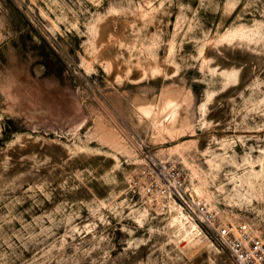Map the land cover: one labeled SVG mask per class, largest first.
Masks as SVG:
<instances>
[{"label":"rangeland","instance_id":"obj_1","mask_svg":"<svg viewBox=\"0 0 264 264\" xmlns=\"http://www.w3.org/2000/svg\"><path fill=\"white\" fill-rule=\"evenodd\" d=\"M165 163L264 239V0H0V264H232L178 248Z\"/></svg>","mask_w":264,"mask_h":264},{"label":"bare ground","instance_id":"obj_2","mask_svg":"<svg viewBox=\"0 0 264 264\" xmlns=\"http://www.w3.org/2000/svg\"><path fill=\"white\" fill-rule=\"evenodd\" d=\"M183 102L184 100L179 92L176 93V91L170 89L163 91L156 101H138V106L149 118H152L153 123L159 127L160 131L168 130L171 133L181 120L182 111L184 110ZM158 180L160 181V179ZM173 198L174 197L170 198L172 201L169 206L170 217L168 229L171 231L170 233L172 235H175L178 248L191 259H195L200 251L208 246L212 247L213 244L206 236L200 224L195 222L184 208L174 200L175 198ZM158 201L163 202L161 198H159ZM217 217L220 219L221 223L225 227H229L237 237L250 234L253 238L263 240L262 231L252 223L234 220L231 214L227 216L217 215ZM203 237H206L208 241L204 243L202 241ZM185 242H187V244L184 246Z\"/></svg>","mask_w":264,"mask_h":264},{"label":"built area","instance_id":"obj_3","mask_svg":"<svg viewBox=\"0 0 264 264\" xmlns=\"http://www.w3.org/2000/svg\"><path fill=\"white\" fill-rule=\"evenodd\" d=\"M172 165L165 163L161 170L155 172L153 181L155 186L160 187V194L174 197L195 222L210 231L216 244L228 252L232 264H264V239L253 238L250 234L237 237L221 223L217 214L209 210L206 202L183 191L176 167ZM149 190L153 194V190Z\"/></svg>","mask_w":264,"mask_h":264}]
</instances>
